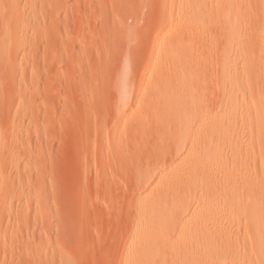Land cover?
Returning <instances> with one entry per match:
<instances>
[{
	"label": "rangeland",
	"instance_id": "obj_1",
	"mask_svg": "<svg viewBox=\"0 0 264 264\" xmlns=\"http://www.w3.org/2000/svg\"><path fill=\"white\" fill-rule=\"evenodd\" d=\"M230 1L249 2L245 29L224 31L217 23ZM256 5L0 0V264H135L129 243L140 250L156 223L141 204L163 202L168 192L171 215L179 198L202 188L199 180L171 177L200 168L211 174L220 165L244 196L258 200L261 234L252 241L245 221L234 230L226 221L214 228L232 235L236 262L264 264V120H257L264 10ZM228 68L236 76L229 119L221 114ZM171 105L185 111L180 122L174 117L182 124L189 113L192 122L203 111L217 115L238 142L212 141L215 153L206 139L192 144L182 124L165 116ZM205 145L212 153L200 157L196 148ZM197 196L194 208L204 206ZM221 201L206 207L221 204L214 208L225 220L246 218L248 204ZM214 208L211 216L219 214ZM227 257L218 252L212 262L227 264ZM166 258L153 254L149 262Z\"/></svg>",
	"mask_w": 264,
	"mask_h": 264
},
{
	"label": "bare ground",
	"instance_id": "obj_2",
	"mask_svg": "<svg viewBox=\"0 0 264 264\" xmlns=\"http://www.w3.org/2000/svg\"><path fill=\"white\" fill-rule=\"evenodd\" d=\"M238 1H240V0H238ZM256 1H257V5L259 7V12L261 11L260 13L262 14V11L264 10V4H263L264 0H256ZM247 4H246V7H247ZM251 4H252V1H251ZM246 7L244 5V2L243 3L237 2V4H236V2L230 1V3L225 5V11L223 13H221L220 19L217 21V23L221 26V27L220 26L219 27L224 31H229L230 29H239V30L242 29L243 26H245V22L243 20L245 17L244 15L247 12ZM241 21H243L244 24H241L240 23ZM245 28H246V26H245ZM245 28H243V29H245ZM229 48L231 49L230 46H229ZM230 73L231 72L228 68L226 71H224V74H223L224 80L228 83L229 87L227 85H225V87H224V90H225L226 86L228 88H227V90L224 94V97L222 99V101L224 102V105L222 107L223 109L221 112V114L226 116V118H228V119H229V117H231V115L233 113V108H232V97H233L232 93H233V91H232L231 86L234 85V83H235L234 80L236 78V76H234V74H233V76H231ZM180 109L182 110L183 108L180 107ZM180 109H179V105L178 106L171 105L165 111V116L167 114V116L170 117V120H174V121L176 120L177 121V118H174V117H177V116L179 117V116H181L180 114L185 112L183 110H182L183 112H181ZM201 112L202 111H200L199 114ZM203 112H202V115L200 116V118L196 119L197 120L196 122L195 121L192 122L195 119L192 117V115L189 112H186V114L189 113L187 115L188 119L186 120V118H185V122L183 124L179 123L180 117L178 118L179 122L178 121L177 122L179 124H182V126L179 129H181V132L183 133V135H185L188 139L193 140L192 144H195V143L199 144L200 139H206L208 143H209V141H210V143L212 141H214L216 143V142H218L219 139H222V141H223V139H225L227 142H233V141H235L236 143L238 142L237 134L235 135V133L232 132V130L230 128L229 129L226 127L223 128L224 123H222L223 127L220 126L221 125L220 119L217 118L218 117L217 115L213 114L211 116H207L208 113L205 114ZM199 114H197V115H199ZM183 115H185V114L183 113L181 117H186V115L185 116H183ZM195 118H196V116H195ZM258 118L260 121L264 120V108L262 111H258L257 120H258ZM182 119H184V118H181V120ZM199 121H201V122H199ZM182 122H183V120H182ZM174 124H176V123H174ZM225 126H227V125H225ZM208 143H205V144H208ZM215 143H214V145H215ZM196 146H195V148H196ZM216 146H217V143H216ZM206 147H207V145H205V147L202 149L200 147H197L196 148V151L198 149L197 153L199 155L201 153H207V152L209 154L212 153V152H209L210 149H207ZM210 147L212 150V148H213L212 143H211ZM213 150H214L213 153H215V149H213ZM237 152L240 153V150L237 149ZM181 153H182V149H180L179 145H177L176 155H180ZM209 154H208V157H209ZM205 155L206 154H204V156ZM201 156L202 155H200V157ZM233 156H234V154H233ZM212 157L215 158L214 154ZM202 159H204V158H202ZM216 161L214 160L215 164H216ZM223 161H225V160H222V164H223ZM209 163H207V164H209ZM217 163H218V161H217ZM220 163H219V165H220ZM220 166L218 167L219 169H216L215 173H211V174H208L209 172L208 173L201 172V168H200V171L197 170L199 172H196L195 170L192 169V170L184 172L183 174L182 173L181 174L175 173L176 175L172 174L173 178L171 177L172 180H170V181L179 182V184H180V182L184 183V181L188 182L190 180L196 179L197 181L199 180V185L201 182L202 186L200 185V187H202L203 190H202V188H199L201 191L200 192L201 194L200 195L197 194L198 196L195 194L196 192H194L193 195L189 194V196L185 195V198L181 197V200H179L180 199L179 198L178 199L179 205L174 210V213L171 215L168 214V212H167L168 210L166 208L167 206L165 205V200L167 199V201H169L168 196L166 195L168 192H165V193L162 192L163 193L162 197L165 198V199H163L164 203L162 202V199H160V197H159L155 202L148 203V204H145V203L141 204L143 209H145L148 212H151L153 214L152 217H153L154 222H156V223L154 224V228H152V230L149 232V239H147V241L142 245V247H140V250H138L137 252H133L134 241L131 240V242L129 243L128 251H127L129 254V260H131V261L133 260L135 264H150L149 258L151 255L154 254L156 256L164 255L165 257H167L166 259L163 260L164 264H214L212 262V259L215 256V254L218 252H223L224 254H227V256H228L226 258V260L228 261L227 264H241L239 262H236L237 258H239V256H240V254H238L239 253V250H238L239 247L237 248L236 243H233V240L231 238L232 235H225V234H227V233L224 234L225 229L223 231L220 230V231L216 232L218 229L216 230L214 227L219 228V226L221 224H223L224 221H226V223H228V225H229L228 226L229 228L230 227L232 228L233 226H236V225H237L236 226V228H237L238 226L240 227V225H241L240 223H242L241 221H243V222L245 221L243 224H246V225L248 224L247 231L248 230L250 231V234H251L250 239L252 241L258 240L260 238V234H261L259 227H256L259 225L258 224V222H259L258 217L260 215L259 204H258V200H256V198L253 195L245 193L246 196H244L242 194V192H240L241 190H239L238 186L233 181L228 179L226 168L223 167V165H222V168L220 169ZM217 167H215V168H217ZM206 170L209 171L210 169H206ZM169 171L171 172L170 169H169ZM163 178H164V175H160L159 179H158L159 182L165 179V178L164 179ZM152 180L153 179H150L149 183H151ZM168 195L170 196V194H168ZM174 195H176V192L173 194V197H172V195L170 196V200H172L174 198ZM196 196L198 197V198H196L197 199L196 204L197 205L200 204V205H204V206L197 207L195 204V206L197 208L192 207V203L195 200V199L193 200V198H195ZM176 197H177V195H176ZM211 200H218V201L222 200L220 203L227 202L225 204H228V202L230 204H232V203L240 204V202H241V203H243L244 206H247V204H248L247 210L245 209V212H244V214H245L244 217H246V218H243V219L241 218L242 219L241 220L240 217L238 216L239 219H237V218L235 219L234 217L232 218V215L231 216L229 215L230 219L225 220L226 216L223 214L225 216V218H223L222 217L223 215L221 216V214L219 213V210L217 211L216 208H214L215 206L217 207L218 204L217 205L214 204V205H212V207L214 206L213 208L219 214L211 216L210 215L211 213L209 212L210 211L209 209H211L210 206L208 208L206 207L207 205H209L208 201H211ZM193 205H194V203H193ZM219 205H221V204H219ZM221 206H219V207L221 208ZM213 208L211 210H213ZM222 208H223V206H222ZM222 213H224V212H222ZM238 224H240V225H238ZM226 226L224 228H226ZM228 227L226 229H228ZM211 228H214V230ZM233 228H232V230H234ZM237 230L239 231V229H237ZM247 231H246V233H247ZM226 232H227V230H226ZM245 234H244V236H245ZM248 234H249V232H248ZM178 235H179V237H177ZM235 235L238 236L236 234V232H235ZM180 236L182 238L181 239L182 242L180 244L178 242L179 245L175 246L176 243H174L173 241H175V237H177L176 239L179 241ZM253 238H255V240H253ZM240 239H241V237H240ZM237 242H238V240H237ZM173 243H174V245H173ZM201 244H205L203 248L198 247ZM244 254H245V252H244ZM158 264H163L162 260Z\"/></svg>",
	"mask_w": 264,
	"mask_h": 264
}]
</instances>
